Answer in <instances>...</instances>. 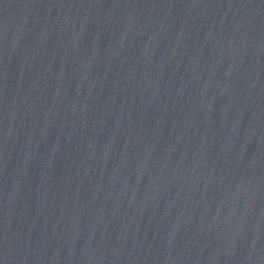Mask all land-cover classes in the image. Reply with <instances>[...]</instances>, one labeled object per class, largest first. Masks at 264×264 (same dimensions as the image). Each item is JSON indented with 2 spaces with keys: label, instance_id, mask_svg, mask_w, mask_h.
<instances>
[{
  "label": "water",
  "instance_id": "obj_1",
  "mask_svg": "<svg viewBox=\"0 0 264 264\" xmlns=\"http://www.w3.org/2000/svg\"><path fill=\"white\" fill-rule=\"evenodd\" d=\"M0 264H264V0H0Z\"/></svg>",
  "mask_w": 264,
  "mask_h": 264
}]
</instances>
